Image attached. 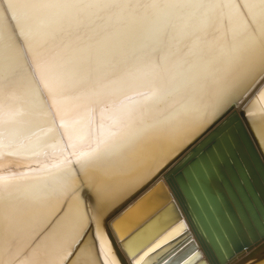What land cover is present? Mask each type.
Segmentation results:
<instances>
[{"label":"bare ground","instance_id":"1","mask_svg":"<svg viewBox=\"0 0 264 264\" xmlns=\"http://www.w3.org/2000/svg\"><path fill=\"white\" fill-rule=\"evenodd\" d=\"M139 2L146 6L134 12H101L105 19L95 31L77 26L81 16L58 19L55 13L45 12L40 18L47 25L46 39L34 40L31 47L19 39V67L13 82L0 93V202L6 222L3 264H73L65 258L80 237L68 224L67 208L76 209L81 193L65 203L63 173L71 170L73 177L80 173L86 180L83 161L78 158L89 153L106 152L98 162L105 169L135 161L122 182L110 189L108 213L170 153L173 145L168 135L180 119L177 109L197 88L199 78L224 75L233 47L244 40L241 17L229 7L233 0H211L224 5L220 8L196 4L153 8L147 6L153 0ZM24 11L23 5L18 7V14ZM95 11L89 10L90 14ZM0 18L6 24L14 19L9 0H0ZM209 20L214 21L211 28L207 27ZM185 23L201 36L195 45L186 40L178 49L142 60L130 57L127 48L108 57L99 55L130 29L154 31ZM164 55L166 61L153 67L152 62ZM89 69L93 75L86 78ZM227 81L232 100L257 82L236 110L247 108L254 127L264 129V71L234 66ZM170 82L179 86L172 97L144 101ZM97 85L102 87L96 94L77 95ZM53 126L55 131L48 132ZM141 129L150 130L129 142ZM149 139L153 141L150 149L142 152ZM260 143L264 144V138ZM96 170L86 168L89 175ZM82 194L87 204L90 195ZM97 239L103 259L107 240L102 233ZM255 256L246 264H264V248Z\"/></svg>","mask_w":264,"mask_h":264},{"label":"snow or ice","instance_id":"2","mask_svg":"<svg viewBox=\"0 0 264 264\" xmlns=\"http://www.w3.org/2000/svg\"><path fill=\"white\" fill-rule=\"evenodd\" d=\"M193 4L208 5L211 8L224 7L222 4L212 3L211 0H153V3L147 6L172 8ZM21 5L25 11L18 14L17 10ZM145 6L139 0H9V11L14 19H9L6 24L4 18H0V93L13 82L19 67V39L22 37L29 47L34 40L46 39L47 25L40 18L42 13H55L58 19L81 16L82 18L76 21L77 26L95 31L105 19L100 15L101 12L109 9L134 12ZM229 7L241 17L244 40L233 47L224 75L217 78H199L197 88L177 109L176 115L180 119L168 135V141L173 148L147 182L150 183L151 179L168 169H179L177 179L187 219L181 220L175 207L169 205L127 240L122 239V255L105 225L108 218L105 208L110 189L122 182L127 168L133 166L135 161L105 169L99 167L98 162L106 152L84 154L78 159L83 161L81 166L85 169L86 180L80 173L73 177L71 170L63 173L66 181L63 188L65 203L68 204L77 192L81 193L76 209L71 206L67 208L68 224L80 238L76 240L74 251L68 254L66 260L71 259L73 264H159L160 261L164 264H211L209 253L195 243L179 253L175 251L180 243L188 239L190 229H195L218 254H224L229 242L225 225L232 221L231 212L225 214L226 199H233L239 208L240 202L236 200V194L239 192L248 204L242 186L247 183V175L242 169L241 179L234 181V190L223 171V165L229 161L227 135L218 139L213 137L220 132V128L216 127L218 121L235 106L231 99V86L227 81L231 68L244 65L248 69L258 68L264 71V0H233ZM89 10L96 11L90 14ZM30 20L33 22L29 23ZM213 25L214 21L209 20L207 27L211 28ZM186 40H191L193 45L201 40V36L192 31L187 23L182 26L168 24L154 31L130 29L123 39L117 40L112 48L102 51L99 55L108 57L122 48H127L130 57L142 60L145 56L151 57L157 52L166 53L170 49H178ZM88 59L91 60V57ZM166 59V55L161 56L159 62H152V66H161ZM92 75L93 72L89 69L86 78H91ZM100 87L102 86L97 85L95 89L81 90L77 95L96 94ZM178 87L170 82L167 87L144 97V101L172 97ZM242 115L264 151V144L260 143L264 138V129L254 127V119L250 117L247 108L242 109ZM149 130L141 129L136 136L129 138V142ZM54 131V126L49 127L48 132ZM152 142L151 139L146 140L141 151H148ZM88 166L96 167L97 170L89 175L86 172ZM167 178L166 174L165 179ZM147 183L144 187H147ZM83 191L90 195L87 204L84 203ZM248 207L254 213L251 204H248ZM260 211L264 214V206H260ZM8 228L10 230V224ZM5 231L4 207L0 202V248ZM98 233H102L107 240L106 257L103 259L99 255ZM178 237L180 239L177 243H172ZM0 264H3L2 260Z\"/></svg>","mask_w":264,"mask_h":264},{"label":"water","instance_id":"3","mask_svg":"<svg viewBox=\"0 0 264 264\" xmlns=\"http://www.w3.org/2000/svg\"><path fill=\"white\" fill-rule=\"evenodd\" d=\"M256 84L257 82L252 84L253 86L247 85L243 93L233 100L235 106L218 121L216 127L220 128V132L213 137V139H218L222 135H227L229 161L223 165V171L235 190L234 181L241 179V170H244L247 175V183L242 184L244 194L248 204H251L255 211L253 213L249 210L248 204L237 192L236 200L240 202L239 208L233 199L230 197L226 199L225 214L231 212L232 221L225 225L229 234V242L224 254H218L216 249L205 241L195 229H190L188 239L175 249L177 253L186 250L188 245L195 243L199 248L209 253L211 264H226L237 258L234 264H246L259 253L260 249L264 248V214L260 211V206H264V151L261 150L248 126V121L242 115L244 108L236 110L238 102H241ZM250 86L252 87L249 88ZM179 172V169H168L147 183L152 177V173L108 212L105 225L117 250L122 255L124 254V249L121 247L122 239L127 240L169 205L175 207L181 220L187 219L182 206L183 195L177 179ZM166 174L167 179H165ZM146 183L147 187H144ZM169 196L172 198L170 199ZM179 239L178 237L172 243H177ZM159 264H164V262L160 261Z\"/></svg>","mask_w":264,"mask_h":264},{"label":"rangeland","instance_id":"4","mask_svg":"<svg viewBox=\"0 0 264 264\" xmlns=\"http://www.w3.org/2000/svg\"><path fill=\"white\" fill-rule=\"evenodd\" d=\"M52 121H53V120H52ZM50 122H51V121H50ZM50 124H51V123H50ZM3 247H4V246L2 245V248H0V249H2V251L0 250L1 253H2V254L0 255V256H1V257H0V260H2V261H3V254H4V252H5V247H4V248H3Z\"/></svg>","mask_w":264,"mask_h":264}]
</instances>
